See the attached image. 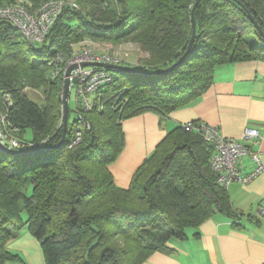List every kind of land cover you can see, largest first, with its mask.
Returning a JSON list of instances; mask_svg holds the SVG:
<instances>
[{
  "label": "trees",
  "instance_id": "obj_1",
  "mask_svg": "<svg viewBox=\"0 0 264 264\" xmlns=\"http://www.w3.org/2000/svg\"><path fill=\"white\" fill-rule=\"evenodd\" d=\"M17 1L0 0V7ZM29 1L38 7L45 0ZM77 1L64 6L38 49L0 20V91L12 97L8 118L32 143L24 148L39 149L0 150V264L22 261L7 244L23 226L39 241L45 264H143L166 250L171 237L184 238L185 229L216 211L236 218L227 189L210 169L212 146L182 125L158 143L127 188L114 183L108 165L124 144L123 119L188 104L210 86L219 64L264 60V38L249 16L264 32V0H237L243 6L199 0L194 42L170 68L189 42L195 0ZM84 35L115 43L131 39L147 55L122 64L133 71L107 68L112 80L100 90L103 110L68 106L58 144L62 84L49 62ZM24 86L41 88L43 103L22 92ZM70 111L81 113L89 128L78 118L69 121Z\"/></svg>",
  "mask_w": 264,
  "mask_h": 264
},
{
  "label": "crops",
  "instance_id": "obj_2",
  "mask_svg": "<svg viewBox=\"0 0 264 264\" xmlns=\"http://www.w3.org/2000/svg\"><path fill=\"white\" fill-rule=\"evenodd\" d=\"M129 57L128 64H133ZM190 121L206 122L225 137L241 140L249 151L258 153L263 170L246 182L227 186L235 219L216 211L196 227L185 229L184 238L171 237L166 250L151 253L143 264H264V60L219 64L210 86L188 104L167 114L144 110L123 119L124 144L108 165L114 183L127 188L165 135ZM247 128L258 130L257 143L243 138ZM254 165L248 154L238 162L241 174ZM7 247L22 261L4 264H45L39 242L24 226Z\"/></svg>",
  "mask_w": 264,
  "mask_h": 264
},
{
  "label": "built area",
  "instance_id": "obj_3",
  "mask_svg": "<svg viewBox=\"0 0 264 264\" xmlns=\"http://www.w3.org/2000/svg\"><path fill=\"white\" fill-rule=\"evenodd\" d=\"M66 4L76 7L73 0H45L38 7L30 8L23 1L0 7V20L6 21L16 27L23 37L32 44H42L56 18ZM108 62L120 64V58L116 54H109L94 50L88 45L71 52H58L49 62L52 66L53 77L64 79L68 66L75 64L68 75V94L74 91V105L83 111L102 109L101 87L111 82V74L105 67L96 65H82L86 62ZM7 105L3 112L0 111V142L10 148H24L32 145L22 140L19 129L8 119V110L11 105L9 94L4 96ZM78 120L89 128V123L77 115ZM188 130L198 133L203 140L212 146V154L209 159L211 171L215 174L216 182L224 188L233 182H246L263 170L262 161L257 152L249 151L246 145L238 139L225 137L217 127L203 121H190L182 124ZM80 130L75 132L73 143H77ZM259 133L256 128H247L243 138H252L258 142ZM249 155L254 161V168L247 174H241L238 162ZM263 211V209H262Z\"/></svg>",
  "mask_w": 264,
  "mask_h": 264
},
{
  "label": "rangeland",
  "instance_id": "obj_4",
  "mask_svg": "<svg viewBox=\"0 0 264 264\" xmlns=\"http://www.w3.org/2000/svg\"><path fill=\"white\" fill-rule=\"evenodd\" d=\"M20 1H23V3H26L27 5L30 4V6H29L30 8H35V5L36 4H33L29 0H18L17 2H20ZM66 1H70V0H66ZM85 1L88 2L89 0H85ZM75 3L78 4V1L75 0ZM14 38H15V36H12V39H14ZM86 45H88L90 47H93L94 50H99L101 52H107L109 54H115V55L117 54L118 56L121 55V58L124 61V63H128L127 62L128 55L130 57H132L131 60H135V62L136 61H139L140 60V57H144V56L147 55L146 52H144L142 49H140V46L138 44L132 42L131 39H123L120 42H116L115 43V42H112V41H110V42L109 41L108 42L102 41L100 39H96L94 37L87 36V35H84V37L81 38L80 40H78L76 42H73L72 43V49L78 50L82 46H86ZM35 47L38 49L40 47V44L39 43H35ZM72 49H71V51H72ZM67 53H69V52H67ZM2 61L6 65L15 64V62L10 61L9 59L4 58V57H2ZM49 73L50 72H49V69H48V73L47 74H49ZM63 83H64V79H63V76H62L61 77L62 89H61V92H60L61 98H62V93H63ZM20 90L22 92L26 93V95L31 100H33L34 102H36L37 104H42L43 103L44 96H43V93H42L41 88H34V87H31V86H24ZM7 93L9 94V98L11 100V105H12V97H11V95H10L9 92H7ZM7 93L6 92L3 93L2 91H0V111L1 112H3L5 106L7 105V101H5V99H4V96ZM11 105H10V107H11ZM68 106H69V108H71V110L73 109V106H74V91H71L68 94ZM104 107H105V105L102 107V109H99V111L100 110H103ZM61 112H62V117H63V105H61ZM73 118H77V113H74L73 111H70L69 121L72 120ZM59 124H62L63 125V122L61 123V121H60ZM78 126H79V128L81 127L80 124H78ZM31 137H32L31 130L30 129H27L26 132H25V138L26 139L27 138L29 139ZM27 143H30V141H27ZM39 245H40V243H39ZM41 252H42V249H41ZM42 255H43V252H42ZM43 258H44V256H43Z\"/></svg>",
  "mask_w": 264,
  "mask_h": 264
},
{
  "label": "water",
  "instance_id": "obj_5",
  "mask_svg": "<svg viewBox=\"0 0 264 264\" xmlns=\"http://www.w3.org/2000/svg\"><path fill=\"white\" fill-rule=\"evenodd\" d=\"M198 2H199V0H195V2L193 3V6L191 8V11H190L191 35H190V39H189V42L187 44V47H186L185 51L183 52V54L179 57V59H177L175 62H173L168 68L174 66L180 59H182L187 54V52L190 50V48L194 42V37H195L194 10H195V7L198 4ZM238 3L241 6H243L240 2H238ZM249 16H250L252 23L254 24L256 30L258 31V33L264 38V32L262 31L260 26L254 20V18L251 17V15H249ZM82 65H96V66H101V67L110 68V69H122V70H126V71H133V69L129 68L128 66H125L122 64L108 63V62H98V61L97 62H86V63H82ZM75 66H76L75 64H72V65L68 66V68L65 71L64 83H63V93H62V105H63V117H62L63 121L62 122H63V126H62L61 138H60L58 144H60L64 140V137H65V131H66V125H67V114H68V85H69L68 75H69L71 69L74 68ZM0 150L7 152V153H12V154H24V153L36 151L39 149L37 147H34V148H10V147H7L0 142Z\"/></svg>",
  "mask_w": 264,
  "mask_h": 264
}]
</instances>
